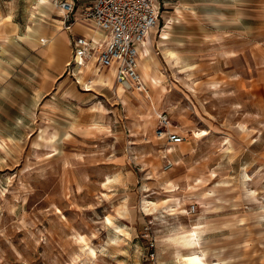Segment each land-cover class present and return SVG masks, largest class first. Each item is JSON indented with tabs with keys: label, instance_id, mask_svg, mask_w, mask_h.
Returning <instances> with one entry per match:
<instances>
[{
	"label": "rangeland",
	"instance_id": "1",
	"mask_svg": "<svg viewBox=\"0 0 264 264\" xmlns=\"http://www.w3.org/2000/svg\"><path fill=\"white\" fill-rule=\"evenodd\" d=\"M40 1L0 0V264H264V0H160L147 94L67 72L89 2Z\"/></svg>",
	"mask_w": 264,
	"mask_h": 264
},
{
	"label": "built area",
	"instance_id": "2",
	"mask_svg": "<svg viewBox=\"0 0 264 264\" xmlns=\"http://www.w3.org/2000/svg\"><path fill=\"white\" fill-rule=\"evenodd\" d=\"M74 4L73 0L59 1L65 20L72 18ZM81 16L105 33V41L103 46L97 47L83 37H73L70 57L66 62L67 72L74 75L79 66L93 59L97 71L110 69L114 80L122 87L147 94L137 68V45L157 25L159 8L156 0H92L83 7ZM70 24L66 27L69 28ZM94 49H97L96 53ZM157 119L160 136H165L171 144L182 141L180 134L167 128L169 121L165 114L159 113Z\"/></svg>",
	"mask_w": 264,
	"mask_h": 264
},
{
	"label": "crops",
	"instance_id": "3",
	"mask_svg": "<svg viewBox=\"0 0 264 264\" xmlns=\"http://www.w3.org/2000/svg\"><path fill=\"white\" fill-rule=\"evenodd\" d=\"M91 1L92 0H88L89 3L87 5H85L84 7L88 6L91 3ZM156 5L160 9V0H156ZM159 20H160V15L158 17L157 25L155 27H153L154 29L153 28L150 29V31L146 34V36L144 38V40L149 43L148 37H150V35L152 33V37H151V41H150V43H151L150 48H152V40H153V37L155 36V33H156L157 29H158ZM85 23H86V26L84 25L85 27H83V28L77 27V29L75 30L76 32L73 35V37H75V36H77V37H83L84 39L91 41L92 44H94L97 47L103 46L104 45V41H105V33L102 32V31H100L99 29H97L96 27H94L93 25H91L90 23H88V22H85ZM52 36H53L54 42H57V39H61L62 38L59 34L56 36L55 34L52 33ZM55 37H57V39ZM72 38H70V40ZM162 38H165V37H162ZM144 40H143L142 43H140V44L137 45V51H138V53H137V61H139V59H138L139 49H140V46L144 43ZM32 45L33 46H36V44H32ZM45 45H46L45 46L46 48H44V50H43L44 52L43 53H44V55H46V57H47L48 60H49L48 56L49 55H52V59L49 60L50 62H52L53 61V58L55 57V55H54L55 54L54 53V47L55 46L50 51L48 45L47 44H45ZM96 52H97V49H94V53H96ZM70 53H71V47H70V50H69V57H70ZM69 57H68V59H69ZM81 66H82L81 68H83V69L85 68L84 70L86 72H90V75H97L99 73V71L96 70L95 63H94L93 59H91V60L89 59V60L85 61L83 63V65H81ZM103 70L104 71H111L110 69H107V68H104ZM103 70L101 69L100 72H102ZM106 74H109V72H107Z\"/></svg>",
	"mask_w": 264,
	"mask_h": 264
},
{
	"label": "bare ground",
	"instance_id": "4",
	"mask_svg": "<svg viewBox=\"0 0 264 264\" xmlns=\"http://www.w3.org/2000/svg\"><path fill=\"white\" fill-rule=\"evenodd\" d=\"M45 1L47 0H41L40 1V6L43 8L44 12L47 13L48 12V8H47V5L43 4ZM50 4V3H48ZM49 6V5H48ZM61 9V8H59ZM54 10V9H53ZM52 11V10H51ZM58 13H62V9L61 10H58L57 11ZM49 13V12H48ZM169 26V23H167L166 27ZM154 29V28H153ZM43 33L42 30L39 28V26L35 23L32 24V27L31 26H28L27 27V34H26V37L28 38L29 41H32L31 44H36V42H39L40 43V39H41V36L40 34ZM151 37H152V33L150 35V37H148V41H145L144 40V43L140 46V49H139V56H138V59L139 61L142 63V67H143V70H145V72L150 68V71L151 69L155 66H153L152 64V58H151V55H150V41H151ZM47 39H45L44 37H42V40H45L44 42L48 45L50 51L51 49H53L54 47V39H53V36H52V33L46 37ZM46 48V47H45ZM49 60L52 59V55H49L48 56ZM137 67H138V61H137ZM149 71V72H150ZM141 73V72H140ZM151 73V72H150ZM110 75L111 74H106V73H101V74H97V78L96 80L98 82H101V83H109L110 82ZM142 75V74H141ZM81 79V78H80ZM95 79V78H94ZM93 80V79H92ZM95 84V83H94ZM98 84V83H97ZM93 86V85H92ZM96 86V85H95ZM110 86V85H109ZM87 87V86H86ZM89 89V88H88Z\"/></svg>",
	"mask_w": 264,
	"mask_h": 264
}]
</instances>
